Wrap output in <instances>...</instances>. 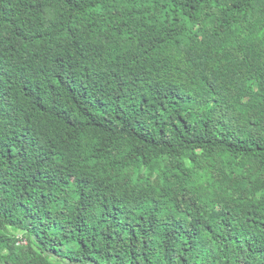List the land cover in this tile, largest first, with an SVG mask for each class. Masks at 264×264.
Here are the masks:
<instances>
[{
    "label": "trees",
    "instance_id": "16d2710c",
    "mask_svg": "<svg viewBox=\"0 0 264 264\" xmlns=\"http://www.w3.org/2000/svg\"><path fill=\"white\" fill-rule=\"evenodd\" d=\"M0 264H264V0H0Z\"/></svg>",
    "mask_w": 264,
    "mask_h": 264
}]
</instances>
